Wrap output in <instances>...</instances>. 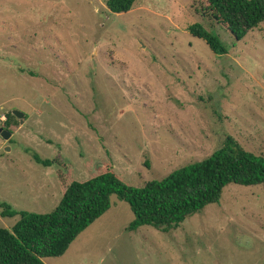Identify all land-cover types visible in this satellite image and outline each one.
<instances>
[{"label":"rangeland","instance_id":"rangeland-1","mask_svg":"<svg viewBox=\"0 0 264 264\" xmlns=\"http://www.w3.org/2000/svg\"><path fill=\"white\" fill-rule=\"evenodd\" d=\"M199 10L197 0H138L119 15L106 0H0V128L12 134L0 137V203L50 213L62 180L86 181L105 165L142 188L209 157L226 136L264 156V23L236 41ZM194 24L227 53L191 36ZM18 219L0 215V229ZM133 220L112 197L62 257L42 262L264 264L261 186H227L169 233L127 232Z\"/></svg>","mask_w":264,"mask_h":264},{"label":"trees","instance_id":"trees-1","mask_svg":"<svg viewBox=\"0 0 264 264\" xmlns=\"http://www.w3.org/2000/svg\"><path fill=\"white\" fill-rule=\"evenodd\" d=\"M137 1L106 0V7L111 14H125ZM197 2L202 17L222 25L236 41L264 23V0ZM188 32L203 40L213 53H227L219 38L201 24L191 25ZM26 153L44 168L54 164L30 150ZM104 167L86 181L62 180V199L50 213L17 212L0 203L1 218L19 216L12 228L0 229V264H44L43 259L62 257L81 233L110 210L112 197L125 202L134 216L127 232L148 226L169 233L208 205L219 203L229 185L261 186L264 194V156L244 150L231 136L209 157L142 188L128 186L108 165Z\"/></svg>","mask_w":264,"mask_h":264},{"label":"water","instance_id":"water-1","mask_svg":"<svg viewBox=\"0 0 264 264\" xmlns=\"http://www.w3.org/2000/svg\"><path fill=\"white\" fill-rule=\"evenodd\" d=\"M12 115H13L14 117H16L17 119H19L20 124L23 123V121H22L23 114H22V113H20V112H18V111H13V112H12ZM0 137H1L3 140L8 141V140H10V138L12 137V134H11L9 131H6V130L0 128ZM7 150H8V148H6V151H7Z\"/></svg>","mask_w":264,"mask_h":264}]
</instances>
